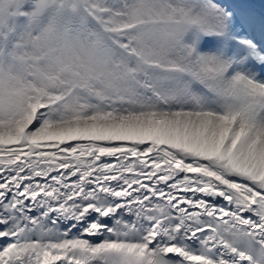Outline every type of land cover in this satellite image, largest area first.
Returning a JSON list of instances; mask_svg holds the SVG:
<instances>
[{"label": "snow or ice", "instance_id": "obj_1", "mask_svg": "<svg viewBox=\"0 0 264 264\" xmlns=\"http://www.w3.org/2000/svg\"><path fill=\"white\" fill-rule=\"evenodd\" d=\"M0 264H264V9L0 0Z\"/></svg>", "mask_w": 264, "mask_h": 264}, {"label": "rangeland", "instance_id": "obj_2", "mask_svg": "<svg viewBox=\"0 0 264 264\" xmlns=\"http://www.w3.org/2000/svg\"><path fill=\"white\" fill-rule=\"evenodd\" d=\"M253 5L258 7H264V0H250Z\"/></svg>", "mask_w": 264, "mask_h": 264}]
</instances>
